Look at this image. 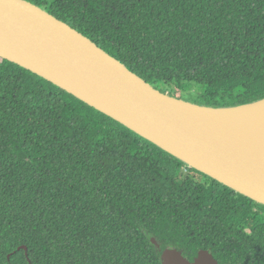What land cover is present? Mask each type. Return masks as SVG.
Returning <instances> with one entry per match:
<instances>
[{
    "label": "trees",
    "instance_id": "trees-1",
    "mask_svg": "<svg viewBox=\"0 0 264 264\" xmlns=\"http://www.w3.org/2000/svg\"><path fill=\"white\" fill-rule=\"evenodd\" d=\"M27 1L161 92L264 98V0ZM167 247L264 264V204L0 57V264H162Z\"/></svg>",
    "mask_w": 264,
    "mask_h": 264
},
{
    "label": "water",
    "instance_id": "water-1",
    "mask_svg": "<svg viewBox=\"0 0 264 264\" xmlns=\"http://www.w3.org/2000/svg\"><path fill=\"white\" fill-rule=\"evenodd\" d=\"M0 57L113 118L187 167L264 204V131L237 125L229 116L230 110L264 98L215 107L161 92L27 0H0ZM160 258L162 264H218L208 249L189 260L167 247Z\"/></svg>",
    "mask_w": 264,
    "mask_h": 264
},
{
    "label": "bare ground",
    "instance_id": "bare-ground-1",
    "mask_svg": "<svg viewBox=\"0 0 264 264\" xmlns=\"http://www.w3.org/2000/svg\"><path fill=\"white\" fill-rule=\"evenodd\" d=\"M230 112L229 116L233 123L241 124L249 130L264 131V100L247 107L230 110Z\"/></svg>",
    "mask_w": 264,
    "mask_h": 264
},
{
    "label": "rangeland",
    "instance_id": "rangeland-1",
    "mask_svg": "<svg viewBox=\"0 0 264 264\" xmlns=\"http://www.w3.org/2000/svg\"><path fill=\"white\" fill-rule=\"evenodd\" d=\"M188 84H189V86H190V90L184 92V94L187 95V96L185 95L184 98H187V99H189L188 96H192V95L195 94V92H194L193 90H195L196 86H198V84H196V83H194V82H188Z\"/></svg>",
    "mask_w": 264,
    "mask_h": 264
}]
</instances>
